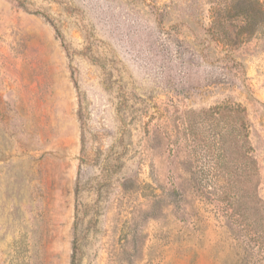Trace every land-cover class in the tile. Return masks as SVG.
Listing matches in <instances>:
<instances>
[{
  "label": "rangeland",
  "instance_id": "rangeland-1",
  "mask_svg": "<svg viewBox=\"0 0 264 264\" xmlns=\"http://www.w3.org/2000/svg\"><path fill=\"white\" fill-rule=\"evenodd\" d=\"M259 224L264 0H0V264H264Z\"/></svg>",
  "mask_w": 264,
  "mask_h": 264
},
{
  "label": "trees",
  "instance_id": "trees-1",
  "mask_svg": "<svg viewBox=\"0 0 264 264\" xmlns=\"http://www.w3.org/2000/svg\"><path fill=\"white\" fill-rule=\"evenodd\" d=\"M246 10V9H245ZM244 10V11H245ZM243 11V13H244ZM243 27L244 29H246L247 31V34H252L254 33L253 31L255 30V28L253 30H248V27L250 26V20H248V14L244 13L243 14ZM254 23V21H253ZM242 33V31H240ZM224 36H222L225 40V42L227 43V45L229 46H232L233 43H235V41H237L238 37L240 36V33L237 31L235 32L233 35L229 34V32H225L223 34ZM224 112H226L228 114L229 117H231L232 115H236L239 119V117L243 114L244 110L242 108H240L239 106H235V107H223L222 109ZM220 115V110H210V116L213 118V121H217V118L216 116ZM244 124L241 126V129H242V132H241V136L243 139L246 138V134H244ZM182 196V194H181ZM262 211V210H261ZM264 225H258L257 228L255 230H250V229H247L249 232H247V234H245V240L243 239V248L245 250V252H249L251 251L250 253V258H252V256L258 254V252L262 253L264 256ZM254 243L256 244L257 246V250L254 251L253 250H250L251 249V246H250V243ZM258 261L260 262H264V260H262L260 258V256L258 257ZM234 264H240V260L238 257H236V260L234 262Z\"/></svg>",
  "mask_w": 264,
  "mask_h": 264
}]
</instances>
